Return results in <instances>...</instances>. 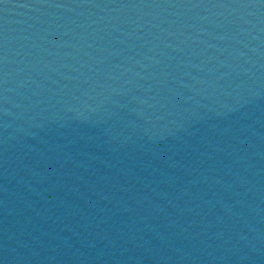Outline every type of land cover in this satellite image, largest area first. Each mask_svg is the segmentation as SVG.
Returning <instances> with one entry per match:
<instances>
[{
  "label": "water",
  "instance_id": "1",
  "mask_svg": "<svg viewBox=\"0 0 264 264\" xmlns=\"http://www.w3.org/2000/svg\"><path fill=\"white\" fill-rule=\"evenodd\" d=\"M0 264H264V0H0Z\"/></svg>",
  "mask_w": 264,
  "mask_h": 264
}]
</instances>
